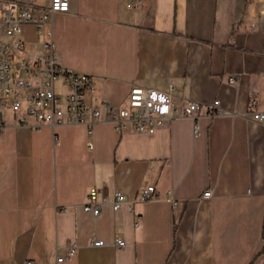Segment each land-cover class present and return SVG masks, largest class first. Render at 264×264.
Instances as JSON below:
<instances>
[{
  "label": "crops",
  "instance_id": "1",
  "mask_svg": "<svg viewBox=\"0 0 264 264\" xmlns=\"http://www.w3.org/2000/svg\"><path fill=\"white\" fill-rule=\"evenodd\" d=\"M125 1L70 0L53 18V38L57 20L63 35L91 45V62L66 65L92 76L93 103L124 104L132 83H173L175 106L218 100L224 113L202 106L197 134L189 117L152 135L97 123L92 150L83 125L24 126L6 113L0 264H264V124L250 119L264 111V0ZM148 184L159 198L139 202ZM117 190L127 202L113 210ZM95 203L98 216L83 210Z\"/></svg>",
  "mask_w": 264,
  "mask_h": 264
},
{
  "label": "built area",
  "instance_id": "2",
  "mask_svg": "<svg viewBox=\"0 0 264 264\" xmlns=\"http://www.w3.org/2000/svg\"><path fill=\"white\" fill-rule=\"evenodd\" d=\"M143 5L144 0L125 1L128 9ZM69 11L70 0H0V138L8 112L24 126H30V119L35 121V126L49 125L52 130L61 125H83L89 150L93 149V125L97 123L111 124L117 133L130 129L139 134L152 135L166 120L189 117L195 120L193 130L197 134V112L202 106L209 117L224 113L218 100L205 105L189 101L181 108L175 106L172 96L176 87L173 83L167 90L132 83L124 104L111 105L100 101L99 105H95L92 101L95 91L92 76L65 66L55 47L53 18L56 14ZM24 25L36 28L39 51L26 48V42L21 38ZM227 82L234 84L236 77L227 76ZM250 119L264 124V111L251 112ZM53 139L57 141L54 133ZM97 191L96 188L89 190L91 200L96 199ZM210 195V190H206L202 197L209 198ZM168 196L176 205L170 192ZM156 198H159V193L154 185L140 188L139 202ZM126 202L125 195L117 190L110 204L113 210H118ZM83 210L98 216L100 205L85 204ZM91 245L101 247L105 242L95 239ZM113 245L124 247L125 241L117 237ZM75 249V245L69 246L56 262L72 256ZM22 264L34 262L26 260Z\"/></svg>",
  "mask_w": 264,
  "mask_h": 264
},
{
  "label": "rangeland",
  "instance_id": "3",
  "mask_svg": "<svg viewBox=\"0 0 264 264\" xmlns=\"http://www.w3.org/2000/svg\"><path fill=\"white\" fill-rule=\"evenodd\" d=\"M123 11L125 10L123 9ZM60 24V21L55 20L54 43L56 50L61 57V62L65 66H68L66 65L68 62H74L77 64L78 67H81L82 65H86L87 63L91 62V45L89 43L74 41L73 38L77 37V35L71 37H68V35H63V27L61 26V28H59ZM21 38L26 42L27 49L39 51V45L36 43L37 32L36 28L33 25L22 26Z\"/></svg>",
  "mask_w": 264,
  "mask_h": 264
}]
</instances>
